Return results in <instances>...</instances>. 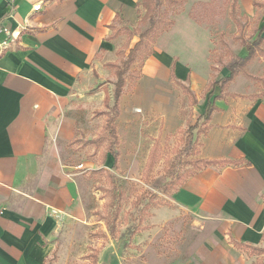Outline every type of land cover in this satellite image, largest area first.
<instances>
[{"label":"crops","instance_id":"1","mask_svg":"<svg viewBox=\"0 0 264 264\" xmlns=\"http://www.w3.org/2000/svg\"><path fill=\"white\" fill-rule=\"evenodd\" d=\"M233 3L244 20L260 21L257 37L264 0ZM139 5L0 0V264H46L62 233L87 224L83 176L119 166V126L132 133L134 121L144 118L157 133L151 156L161 148L160 136L188 125L183 103L194 125L200 110L213 107L205 129L194 132L196 157L218 164L190 176L155 210L154 223L194 219L203 239L186 264H264V254L251 250H264V95L253 100L231 88L246 76L256 80L247 70L257 57L219 98L201 99L212 79L209 37L193 16L180 17L132 67L116 121L117 160L108 150L103 124L114 105L115 67L140 40L132 29ZM242 47L238 57L245 58ZM225 69L222 78L230 76Z\"/></svg>","mask_w":264,"mask_h":264},{"label":"rangeland","instance_id":"2","mask_svg":"<svg viewBox=\"0 0 264 264\" xmlns=\"http://www.w3.org/2000/svg\"><path fill=\"white\" fill-rule=\"evenodd\" d=\"M154 8L159 35L174 31V25L180 23L182 17L193 16L205 36L209 37L205 61L210 68L212 85L221 80L222 70L229 61L240 56L242 45L253 43L261 26L260 21L244 20L233 0H140L139 22L132 28L137 38L150 27L149 14ZM156 39L155 45L150 46L151 50L162 42ZM261 49L263 53H258L257 61L247 70L257 77L256 80L246 76L236 86H231L232 92L237 91L245 97L244 94L250 93L253 100L264 95V44ZM123 58L125 53L119 63ZM211 84L201 99H208V96L219 98L222 94V86L213 89ZM105 87L110 89L109 84ZM185 108L183 103L182 116L187 118L188 125L182 133L159 137L161 148L155 152L154 165L150 167L149 152L157 133L144 124V118L134 121L132 133L126 131V124L119 126L118 168L92 171L83 176L81 191L86 202L87 224H79L62 233L46 264H186L196 254L203 234L193 218L182 216L164 226L154 223L153 219L155 210L168 203L179 183L203 166L197 155L187 154L188 146L193 143L187 141L185 131L196 120ZM203 113L200 110L196 124L198 133L207 125V113ZM152 127L158 128V125ZM114 188L123 193L121 212L116 220H113L110 194ZM137 198H142L139 207L133 205ZM149 204L151 207L146 211L145 206ZM108 221L115 226L114 237L110 235Z\"/></svg>","mask_w":264,"mask_h":264},{"label":"trees","instance_id":"3","mask_svg":"<svg viewBox=\"0 0 264 264\" xmlns=\"http://www.w3.org/2000/svg\"><path fill=\"white\" fill-rule=\"evenodd\" d=\"M156 9H152L149 14V23H150V27L143 32L140 35V40L139 42L135 45V47L133 49H131V51L129 52V54L127 56H125V58H123L121 60V63H119L118 65H116V70H115V75H116V83H115V88H114V105L113 107L110 109V112H108V118H107V122H106V126L104 129V138L107 139L109 141V147L108 150L109 152H111L112 154H114V157H116V160L118 158V153L115 150V146L118 144V135H117V131H116V121L117 118L119 116V104H120V99L122 97V95L124 94V90L127 84V77L131 72L132 67L137 63V62H142L146 56H148L151 53V48H150V42H152L159 34H158V30L157 27L159 25L158 22V18L156 15ZM161 31V30H159ZM264 32V26L263 28L260 30V34L255 38V40L253 41V43H246L244 44V46L246 47L247 51H248V55L245 58H240V57H234L232 58L229 63L227 64V66L225 68L228 69V71L230 72V76L221 79L220 81H216L213 83L212 88L215 89L218 85L222 86V91L224 92V88H226V86L234 79L235 76H237L239 73L245 72V68L256 58L258 57V53H263V49H261V46H263L264 44V37L262 36L261 33ZM129 34H131L129 32ZM244 43V42H242ZM148 48V49H147ZM148 50L146 52V54L143 56V51ZM210 87V86H209ZM209 89V88H208ZM224 89V90H223ZM213 107L209 108L208 110V114L206 116V121L208 122L210 120V112H212ZM197 129V126H191L189 127L186 131L185 134L187 136V141L193 143V145L190 147L188 146V150H187V154H189V156H196L198 155L199 152V145L196 144L195 142V130ZM194 146V147H193ZM154 156H155V151L152 152L151 154V159L149 161V167L154 165ZM203 162V166L197 170H195L194 172L190 173L187 175V177L179 183V186L175 189L177 190L178 188L182 187L186 180L192 176L193 174H195L197 171L206 168L207 166L210 165H214V164H218L216 162L213 161H204ZM116 168H118L117 164L115 165ZM98 172H101V170H99ZM111 207L113 210V220H116L121 212V201L123 199V193H120L119 190L117 191V189H112L111 192ZM142 203V198H137L136 201L133 202V205L135 207H139ZM151 207V205H147L145 206V210L147 211L149 208ZM109 231H110V235L112 237L115 236V226L113 224H111L110 221L107 222ZM135 231H133L134 233ZM252 252H257L259 254H264V250L262 249H255L252 248L251 249Z\"/></svg>","mask_w":264,"mask_h":264},{"label":"built area","instance_id":"4","mask_svg":"<svg viewBox=\"0 0 264 264\" xmlns=\"http://www.w3.org/2000/svg\"><path fill=\"white\" fill-rule=\"evenodd\" d=\"M42 5L39 4L37 6L34 7V11H39L41 9ZM6 32H8L7 30H5ZM82 168V166L80 167V169Z\"/></svg>","mask_w":264,"mask_h":264}]
</instances>
